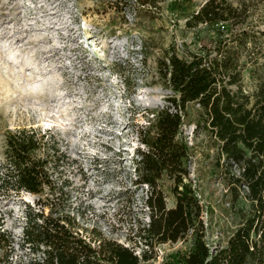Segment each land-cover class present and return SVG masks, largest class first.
I'll list each match as a JSON object with an SVG mask.
<instances>
[{
  "label": "rangeland",
  "instance_id": "obj_1",
  "mask_svg": "<svg viewBox=\"0 0 264 264\" xmlns=\"http://www.w3.org/2000/svg\"><path fill=\"white\" fill-rule=\"evenodd\" d=\"M205 1L0 0V163L7 131L51 129L61 151L52 171L55 207L73 217L87 239L99 233L141 252L137 232L149 220V187L134 171L145 148L141 137L153 135V116L173 94L161 69L169 47L188 57L217 38L207 25L185 26ZM227 1L245 3L249 11L239 25L248 36L240 61L250 54L264 67V0ZM255 82L247 66L244 88ZM198 111L195 103L186 106L181 129L205 239L215 247L225 245L241 221L239 209L249 205L242 192L232 202L224 175L214 168L213 140L194 123ZM159 184L172 207L171 180L164 176ZM39 197H0V230L9 236L6 244L0 241V264L39 259L22 239L26 212L38 210ZM190 247L191 238L159 244L140 264H160Z\"/></svg>",
  "mask_w": 264,
  "mask_h": 264
},
{
  "label": "trees",
  "instance_id": "obj_2",
  "mask_svg": "<svg viewBox=\"0 0 264 264\" xmlns=\"http://www.w3.org/2000/svg\"><path fill=\"white\" fill-rule=\"evenodd\" d=\"M248 15L245 3L206 0L185 26L207 25L217 34L215 42L188 57L179 56L173 44L162 61V77L173 94L167 98L169 105L153 116V135L141 137L145 148L138 150L134 169L138 182L149 187V220L137 232L143 242L139 255L99 233L87 239L76 230L74 218L55 207L52 171L61 151L51 129L7 131L0 197L21 192L40 196L38 210L26 212L22 235L23 243L39 253L34 264H140L154 257L155 246L186 238H191L189 250L167 255L160 264H264V67L250 54L240 61L248 36L239 25ZM247 66L256 81L250 90L243 86ZM192 103L199 106L196 128L213 140L214 168L224 175L232 202L242 192L249 205L246 211L239 209L241 221L221 246L211 247L205 239L203 206L186 167L189 147L181 126ZM164 176L171 180L172 207L166 206L159 184ZM2 240L6 244L9 236L0 230Z\"/></svg>",
  "mask_w": 264,
  "mask_h": 264
},
{
  "label": "bare ground",
  "instance_id": "obj_3",
  "mask_svg": "<svg viewBox=\"0 0 264 264\" xmlns=\"http://www.w3.org/2000/svg\"><path fill=\"white\" fill-rule=\"evenodd\" d=\"M27 198V196H25Z\"/></svg>",
  "mask_w": 264,
  "mask_h": 264
}]
</instances>
